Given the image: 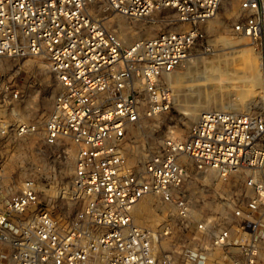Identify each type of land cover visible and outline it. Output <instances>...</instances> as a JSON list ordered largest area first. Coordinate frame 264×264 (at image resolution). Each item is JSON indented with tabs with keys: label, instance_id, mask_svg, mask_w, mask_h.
<instances>
[{
	"label": "built area",
	"instance_id": "built-area-1",
	"mask_svg": "<svg viewBox=\"0 0 264 264\" xmlns=\"http://www.w3.org/2000/svg\"><path fill=\"white\" fill-rule=\"evenodd\" d=\"M221 2L0 0V58L44 56L58 84L39 130L0 71V134L74 160L66 203L43 206L32 176L13 193L0 182V264H264V108L207 111L184 138L134 144L142 119L172 107L175 70L210 49ZM97 10L168 28L125 43ZM226 33L264 72V0H241ZM145 198L164 206L153 227L134 216Z\"/></svg>",
	"mask_w": 264,
	"mask_h": 264
},
{
	"label": "rangeland",
	"instance_id": "rangeland-1",
	"mask_svg": "<svg viewBox=\"0 0 264 264\" xmlns=\"http://www.w3.org/2000/svg\"><path fill=\"white\" fill-rule=\"evenodd\" d=\"M240 1L222 0L217 16L205 25L210 49L202 51L197 47L188 60L175 70L171 78L174 92L172 107L169 111L142 119L138 131L134 133L135 145L148 147V144L153 145L165 136L184 138L189 126L206 109L240 113L259 112L264 108V72L260 68L259 56L247 39H233L226 33ZM97 16L105 18V25L125 43L151 38L168 28L153 24L149 17L133 19L114 12L102 14L99 10ZM0 71L8 72L9 78L21 88L24 102L20 109L26 119L35 121L39 130H43L52 110L53 96L58 90L47 58H0ZM192 107L197 108L194 117L188 115ZM38 137L15 139L0 134V182L3 191L15 192L25 177L32 176L39 186V199L43 206H50L54 202L51 198L56 195L66 203L71 187L73 157L69 154L59 159L58 152L50 149L42 156L36 149ZM236 179L242 181L240 177ZM71 210H74V205ZM162 211L164 206L156 199L145 198L136 206L134 216L138 223L153 227L159 219L157 213ZM183 234L177 231L174 235L182 237ZM187 237L191 242L203 238L194 231L189 232Z\"/></svg>",
	"mask_w": 264,
	"mask_h": 264
},
{
	"label": "bare ground",
	"instance_id": "bare-ground-1",
	"mask_svg": "<svg viewBox=\"0 0 264 264\" xmlns=\"http://www.w3.org/2000/svg\"><path fill=\"white\" fill-rule=\"evenodd\" d=\"M207 111H215V110L206 109L204 112H207ZM196 112H197V108H194V107L189 108L188 115H190L191 117H194Z\"/></svg>",
	"mask_w": 264,
	"mask_h": 264
}]
</instances>
